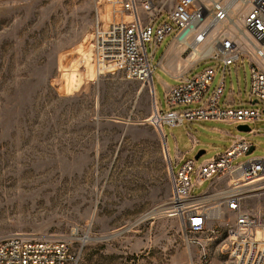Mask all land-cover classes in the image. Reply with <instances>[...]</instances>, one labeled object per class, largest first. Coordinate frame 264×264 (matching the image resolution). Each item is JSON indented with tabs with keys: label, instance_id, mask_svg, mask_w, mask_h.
Segmentation results:
<instances>
[{
	"label": "rangeland",
	"instance_id": "obj_1",
	"mask_svg": "<svg viewBox=\"0 0 264 264\" xmlns=\"http://www.w3.org/2000/svg\"><path fill=\"white\" fill-rule=\"evenodd\" d=\"M109 1L0 0V238L70 236L76 264H231L224 225L215 237L193 234L165 214L171 172L164 150L200 164L233 141L210 133L215 125L254 146L235 163L264 157V101L250 96V65L226 68L220 101L257 108L260 119L248 124L255 132L186 120L158 130L147 119L154 100L167 108L164 91L179 81L170 74L212 66L213 88L222 70L213 59L185 58L168 34L152 58V83L122 71L97 76L90 31L97 12L107 17ZM155 2L162 12L170 8L168 0ZM233 8L231 21L242 30L248 6ZM187 132L201 139L192 151ZM256 183L264 185V174ZM243 205L264 216V187L249 191ZM198 244L206 245L207 262Z\"/></svg>",
	"mask_w": 264,
	"mask_h": 264
},
{
	"label": "built area",
	"instance_id": "obj_2",
	"mask_svg": "<svg viewBox=\"0 0 264 264\" xmlns=\"http://www.w3.org/2000/svg\"><path fill=\"white\" fill-rule=\"evenodd\" d=\"M168 1L170 8L162 12L155 0H110L106 18L99 12L95 14L90 41L96 75L122 71L129 79L152 83L155 49L166 35L172 34V39L183 47L185 58L196 51L197 61L215 60L222 75L208 93L215 76L212 66L194 75H189L191 70L181 74L178 83L164 91L165 110L154 100L150 115L154 118L147 120L156 129L178 126L184 120L246 125L259 120L257 108L223 105L220 98L226 68L247 61L250 96L264 101V0ZM236 1L242 7L248 6L243 13L242 30L230 18ZM249 132L253 130L250 128ZM250 148V142L238 136L223 152L200 164L192 158L184 159L171 172V193L164 211L193 234L208 232L215 237L224 225L226 238L222 249L231 264H264V216L243 205L249 192L247 187L264 174V157L234 162ZM207 180L209 185L202 193L191 195L193 188ZM222 180L226 184L211 191ZM198 245L200 259L207 262L210 255L206 245ZM77 255L70 236L11 234L0 238V264H76Z\"/></svg>",
	"mask_w": 264,
	"mask_h": 264
},
{
	"label": "crops",
	"instance_id": "obj_3",
	"mask_svg": "<svg viewBox=\"0 0 264 264\" xmlns=\"http://www.w3.org/2000/svg\"><path fill=\"white\" fill-rule=\"evenodd\" d=\"M173 49V54L175 53V47H173L172 48ZM170 76H172V77H174V78H179V76H180V74H177V75H172V74H170ZM215 77V76H214ZM173 86V85H172ZM172 86H167L166 87V89H168L169 87H172ZM210 88H211V86H210ZM210 88L208 89V93L214 88H211V90H210ZM165 89V90H166ZM210 90V91H209ZM223 94V93H222ZM221 102V101H220ZM231 104L232 103V100L231 99H226V101L225 102H223L222 104ZM205 121H211V122H214V123H220L221 121H219V120H196V121H188V124L189 125H191L192 123H203V122H205ZM230 124H235V123H230ZM163 128H164V126L162 127V130H163ZM210 133H213V134H215L216 136H217V138H221V139H223V140H229V139H231V140H234L236 137H244V136H241V135H238V136H232V135H229L227 132H225L224 130H222V129H220L219 127H217V126H211L210 127ZM253 130V129H252ZM253 132H255L254 130H253ZM187 134H188V137H189V140H192L191 141V148L189 149V151H192V150H194L195 148H196V146L198 145V143H199V141L198 140H201L199 137H197V135H195L194 133H190V132H187ZM250 144H251V142H250ZM165 146H166V144H165ZM251 147H253V149H254V146L251 144ZM166 151H167V157H168V166H167V169H168V171H170V172H172V168H178L179 166H180V164L182 163V161L184 160V159H188L186 156H185V154L187 153V152H184V153H181V154H179V155H177L176 157H175V159L173 160L170 156H169V153H168V150H167V146H166ZM199 151H203V150H199ZM204 152V151H203ZM170 179H171V174H170ZM226 184V180H222L220 183H219V185H216V186H212V189H211V191H213V190H216V189H219V188H221V187H223L224 185ZM170 193H171V182H170ZM170 196V195H169Z\"/></svg>",
	"mask_w": 264,
	"mask_h": 264
},
{
	"label": "bare ground",
	"instance_id": "obj_4",
	"mask_svg": "<svg viewBox=\"0 0 264 264\" xmlns=\"http://www.w3.org/2000/svg\"><path fill=\"white\" fill-rule=\"evenodd\" d=\"M236 2H237V1H236ZM236 2L233 3V6H234V4H236ZM233 9H234V8H233ZM214 31H215V29H214L213 31H211V34H213ZM209 36H210V35H209ZM197 56H198V54H197V52L195 51L193 54L189 55L188 57H189L190 59L193 60V59H196ZM188 57H187V58H188ZM260 178H261V177H259L257 180H260ZM257 180H256V181H257ZM41 181H42V180H41ZM256 181L253 182L251 186L247 187V189H249V191L259 190V189H261L262 187H264V185L259 184V183H256ZM27 183H28V182H27ZM29 184H30V183H29Z\"/></svg>",
	"mask_w": 264,
	"mask_h": 264
},
{
	"label": "water",
	"instance_id": "obj_5",
	"mask_svg": "<svg viewBox=\"0 0 264 264\" xmlns=\"http://www.w3.org/2000/svg\"><path fill=\"white\" fill-rule=\"evenodd\" d=\"M254 102H255V100L253 101V103ZM237 129L238 130H242V131H249L250 130V127L248 125H246V124H238L237 125ZM252 150H253V147L250 148V150L248 151V153H250ZM202 153H203V151H198L197 154L195 155V158L197 159Z\"/></svg>",
	"mask_w": 264,
	"mask_h": 264
}]
</instances>
